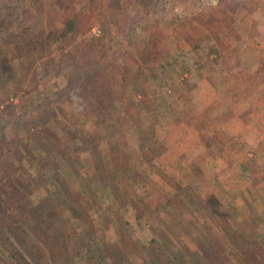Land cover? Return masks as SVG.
Segmentation results:
<instances>
[{
    "label": "rangeland",
    "instance_id": "rangeland-1",
    "mask_svg": "<svg viewBox=\"0 0 264 264\" xmlns=\"http://www.w3.org/2000/svg\"><path fill=\"white\" fill-rule=\"evenodd\" d=\"M109 1L0 0V156L67 165L59 184L88 212L74 230L35 163L18 161L14 208L33 216V238L2 247L73 264L66 242L82 231L86 257L106 243L111 264L180 251L232 264V246L248 254L245 240L264 237V0ZM70 19L78 35L47 38ZM229 101L250 105L251 128H231Z\"/></svg>",
    "mask_w": 264,
    "mask_h": 264
},
{
    "label": "trees",
    "instance_id": "trees-1",
    "mask_svg": "<svg viewBox=\"0 0 264 264\" xmlns=\"http://www.w3.org/2000/svg\"><path fill=\"white\" fill-rule=\"evenodd\" d=\"M66 2L67 0H54L53 3L58 5V7L63 8V6L66 5ZM87 2L89 5L91 3L95 9L97 8L96 0H87ZM140 2L149 6L153 3V0H140ZM109 4L114 7V9H117L118 12L121 11V0H111L109 1ZM116 14L109 17L111 22L116 21ZM65 26L66 31L64 34L52 32L47 38L53 39L55 42H61L66 39L69 34L75 36L80 33L79 23L76 19L68 20L65 23ZM11 80L12 79H10V81ZM7 95L9 98L10 95L14 96V93L8 91ZM18 161L22 164L24 161L35 163L34 165L38 180L50 191L56 204L71 215L73 218L72 228L74 230L75 228L79 229V219L88 217V212L84 208L76 207L59 184V176L57 175L61 173L60 170L64 169L63 167L68 168L67 165L58 166L57 164L50 163L43 154L30 151V155L22 158H19V155L13 154L0 156V239L5 236L11 237L18 243V245L23 246L24 238H33L30 232V230H34L33 216L28 210H21L16 214L14 208V198L17 197L20 192L18 188L22 179L17 166L14 165H17ZM56 172L57 174L54 175ZM68 172H70L69 168ZM138 220H140V218ZM81 235V239L77 243H74L71 239L66 242L71 252L76 251V253H73L75 254L72 259L73 264H84V261H87L88 263L96 261L97 264H111L114 256L113 253L109 251V247L106 243H104V245L96 246L95 252L92 253L91 256L86 257L88 249L83 245L86 241L84 232L81 231ZM245 243L249 248L248 254L245 252L244 247L238 249L235 246H232V255L229 256L227 254L228 257L233 259L232 264H251L252 262L255 264H264V237L262 235L251 234L250 238L245 240ZM226 249H228V247L225 246V250ZM18 257L6 253V249L2 247L0 242V264H25L21 260L20 254ZM176 258L177 261H173V264L192 263L191 259H189V255L182 251H180ZM149 261H153V259L151 258Z\"/></svg>",
    "mask_w": 264,
    "mask_h": 264
},
{
    "label": "crops",
    "instance_id": "crops-1",
    "mask_svg": "<svg viewBox=\"0 0 264 264\" xmlns=\"http://www.w3.org/2000/svg\"><path fill=\"white\" fill-rule=\"evenodd\" d=\"M244 84H246V82L242 83V85H244ZM231 98H232V96H231ZM233 100H234V98H233ZM229 102L230 103L228 104L227 108L228 109H230V107H231V109L233 108L232 110L235 111V112L233 111V113L236 115V116L228 117L230 123L232 124L231 128H233V126H240V125L241 126L243 125V126H246L248 128H251L252 127V119H251V113H250V105L246 104V106H244L245 103H242V106L240 108V104L236 106V103L234 101H232V102L229 101ZM238 109L242 110V116H240L241 114L238 113ZM245 113H246V115L244 116L243 114H245ZM262 122L264 124V119H263ZM228 129H229V127H228Z\"/></svg>",
    "mask_w": 264,
    "mask_h": 264
},
{
    "label": "clouds",
    "instance_id": "clouds-1",
    "mask_svg": "<svg viewBox=\"0 0 264 264\" xmlns=\"http://www.w3.org/2000/svg\"><path fill=\"white\" fill-rule=\"evenodd\" d=\"M218 3V0H206V5L208 7H215ZM178 14H183V7L178 6Z\"/></svg>",
    "mask_w": 264,
    "mask_h": 264
}]
</instances>
